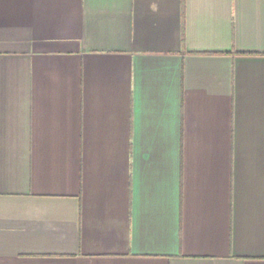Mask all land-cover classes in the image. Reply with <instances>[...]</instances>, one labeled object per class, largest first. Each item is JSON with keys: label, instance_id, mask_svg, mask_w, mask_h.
Listing matches in <instances>:
<instances>
[{"label": "crops", "instance_id": "crops-1", "mask_svg": "<svg viewBox=\"0 0 264 264\" xmlns=\"http://www.w3.org/2000/svg\"><path fill=\"white\" fill-rule=\"evenodd\" d=\"M0 264H264V0H0Z\"/></svg>", "mask_w": 264, "mask_h": 264}]
</instances>
